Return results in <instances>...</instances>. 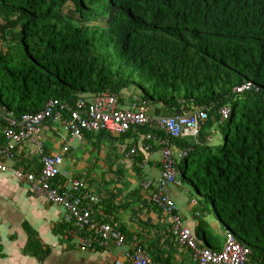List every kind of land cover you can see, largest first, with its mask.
Here are the masks:
<instances>
[{"label":"trees","instance_id":"16d2710c","mask_svg":"<svg viewBox=\"0 0 264 264\" xmlns=\"http://www.w3.org/2000/svg\"><path fill=\"white\" fill-rule=\"evenodd\" d=\"M128 85L167 116L206 113L196 139L169 140L186 152L179 173L264 264V0H0V104L14 117L78 94L123 103Z\"/></svg>","mask_w":264,"mask_h":264},{"label":"crops","instance_id":"0c3cea01","mask_svg":"<svg viewBox=\"0 0 264 264\" xmlns=\"http://www.w3.org/2000/svg\"><path fill=\"white\" fill-rule=\"evenodd\" d=\"M92 98L90 94L75 95L65 105L74 109L79 100L90 102ZM138 101L123 91V103H118L123 109H131ZM159 107L149 105L147 110L158 109L160 116H167ZM51 122L41 125L38 140L44 154L62 156L60 182L82 181L88 192L97 195L100 202L93 209L92 219L118 223L124 244L105 249L76 248L81 230L67 224L65 210L32 195L26 184L13 178L12 169L40 167L36 146L29 141L17 148L16 162L9 164V171L0 173V264H131L127 255L138 247L160 264H195L190 251L178 245L166 214L149 203L161 173V130L144 134L133 129L122 136L101 132L68 138ZM63 147L68 151L62 152ZM169 149L177 162L180 150L172 144ZM146 183L151 185L147 190L143 188ZM166 190L199 244L220 250L224 234L213 221L206 220L204 207L195 210L201 203L188 199L180 183L168 185ZM32 242L36 245L31 246Z\"/></svg>","mask_w":264,"mask_h":264},{"label":"built area","instance_id":"2783aa9c","mask_svg":"<svg viewBox=\"0 0 264 264\" xmlns=\"http://www.w3.org/2000/svg\"><path fill=\"white\" fill-rule=\"evenodd\" d=\"M249 90L251 85L245 83L236 87L234 93L241 94ZM219 114L222 121L228 120L230 108H222ZM56 120H61L68 138L101 132L110 136H122L144 126L163 131L166 137L159 140L162 147L160 179L149 195V203L166 214V220L171 225L178 245L190 251L195 264H253L248 259L251 254L249 247L241 244L230 233H224V243L220 250H211L200 245L191 230L184 225L175 202L166 190L168 185H179L176 179V161L169 149V140L196 139L200 125L206 120L203 110L183 116L148 117L146 102L134 103L131 109H123L115 96L105 93L94 95L90 102L79 100L74 109L52 100L40 112L25 113L19 118L8 113L0 104V122L4 124V143L0 146V173L8 172L9 164L16 162L17 148L32 141L36 146L35 154L40 156L39 169H12L13 178L26 184L32 195L44 199L48 204L61 206L66 212L65 221L86 232L76 248L105 249L109 245L120 247L124 244L118 223L95 222L92 219L93 209L100 202L97 195L88 192L82 181L70 180L69 184L61 183L62 156L44 154L43 146L38 140L41 125ZM67 151V147L62 148V152ZM134 152L131 151L129 156ZM185 156L186 152L180 151L177 158L180 160ZM150 186V183H146L143 188L147 190ZM127 258L131 264H160L152 260L140 247L127 255Z\"/></svg>","mask_w":264,"mask_h":264},{"label":"rangeland","instance_id":"374dc122","mask_svg":"<svg viewBox=\"0 0 264 264\" xmlns=\"http://www.w3.org/2000/svg\"><path fill=\"white\" fill-rule=\"evenodd\" d=\"M65 14L67 16H74L75 19H76V16H77L76 13L73 11L71 6H69V7H67L65 9ZM127 89H128L130 94L135 95V93H134V91H133V89H132V87L130 85L127 86ZM136 97L141 98L140 96H136ZM152 105H154V104H151V106ZM148 106H149V104H148ZM159 108L162 110L163 113L166 112V110L164 108H162V107H159ZM51 123L53 124V127L58 126L59 130L61 132L63 131L61 120L52 121ZM226 124H227V121H224L220 125L214 124L211 128H207L205 130V133H207L210 136V139H211V141L209 143L210 147L214 148L216 146H219L222 143V137H221V134H220V128H224L226 126ZM63 133H65V132L63 131ZM155 157H158V156H155ZM175 167H176V171H177V173H176L177 181L181 184V187L188 192V194L185 193L187 195L186 197L188 199H192V200H194V201H196L198 203L199 202L201 203V206H197V208L195 210H199L201 207L207 206L208 214L205 215L206 216V220L213 221L217 225L218 229L224 234L225 230H224L223 226H221L219 224V222L217 221L211 206L208 203H206V205H204V201L201 200V199H198L197 196L195 195L194 191L182 179V177H181V175L179 173L180 172V164H176ZM250 250L254 254H259L258 251H256L253 247H251Z\"/></svg>","mask_w":264,"mask_h":264},{"label":"water","instance_id":"95a60500","mask_svg":"<svg viewBox=\"0 0 264 264\" xmlns=\"http://www.w3.org/2000/svg\"><path fill=\"white\" fill-rule=\"evenodd\" d=\"M133 91H134V89H133ZM196 111H197V109H196ZM147 116L148 117H159L160 116V111L158 109H151V108H149L147 110Z\"/></svg>","mask_w":264,"mask_h":264}]
</instances>
